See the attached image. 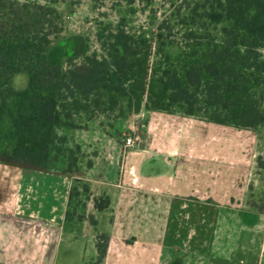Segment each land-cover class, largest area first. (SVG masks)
Segmentation results:
<instances>
[{"label": "trees", "instance_id": "obj_1", "mask_svg": "<svg viewBox=\"0 0 264 264\" xmlns=\"http://www.w3.org/2000/svg\"><path fill=\"white\" fill-rule=\"evenodd\" d=\"M175 16L177 25L166 18L151 32L124 18L101 23V51L87 44L81 55L51 63L48 51L65 28L55 1L0 0V162L80 176L61 130L103 114L128 119L143 104L226 126L263 125L264 0H190ZM19 72L29 74L25 89L12 85ZM110 204L109 196L94 197L98 210ZM108 245L98 231L97 255L84 264H104Z\"/></svg>", "mask_w": 264, "mask_h": 264}, {"label": "rangeland", "instance_id": "obj_2", "mask_svg": "<svg viewBox=\"0 0 264 264\" xmlns=\"http://www.w3.org/2000/svg\"><path fill=\"white\" fill-rule=\"evenodd\" d=\"M51 1H55L64 17V32L48 51V60L59 63L81 55L87 44L90 51H101L96 36L101 23H117L124 18L133 30L151 32L166 18L176 24L177 9L190 0ZM179 31L175 28L173 36L179 38L182 34ZM168 50L176 53L178 48ZM262 51L264 53V48ZM28 82L29 74L19 72L12 85L16 89H25ZM153 110L143 104L140 112L128 119L116 118L118 113L110 117L103 114L89 122L83 121V125L76 129L61 130L68 138L66 147L73 162L72 170L78 168L81 171L80 176H74L76 183L72 188L77 192L70 206L74 216L86 214L93 195L91 187L101 193L114 194L118 189L115 183L124 177L125 181L126 177H141L150 191L157 185L160 193L171 191L199 203L232 202L250 206L257 203L264 207V124L245 129L187 116L180 110L175 113L182 116L158 111L161 113L157 116L158 129L149 135ZM131 127L138 131L140 140L138 147L124 156L121 147ZM143 146L145 150L135 152ZM169 147L178 150L170 161L165 157ZM91 161L92 167L89 165ZM68 164V158H65L61 168L67 169ZM146 199L148 206L151 199ZM105 213L98 220L97 227L91 223L89 215L87 223L74 225L89 249L95 234L108 226L112 216ZM63 246L68 251L66 241ZM74 250H70L71 257L66 264H84L91 259L83 253L89 250L78 246Z\"/></svg>", "mask_w": 264, "mask_h": 264}, {"label": "crops", "instance_id": "obj_3", "mask_svg": "<svg viewBox=\"0 0 264 264\" xmlns=\"http://www.w3.org/2000/svg\"><path fill=\"white\" fill-rule=\"evenodd\" d=\"M158 111L151 113L149 135L158 129ZM166 153L170 161L178 150L169 147ZM75 183L76 177L64 173L0 162V264H66L77 246L93 258L97 234L89 249L74 225L87 223L90 214L100 221L105 212L112 217L102 230L109 235L104 264H264V212L257 207L199 203L160 193L157 185L150 191L141 177H124L114 194L91 187L86 214L70 222ZM101 195L109 196L110 208L96 209L94 197Z\"/></svg>", "mask_w": 264, "mask_h": 264}, {"label": "built area", "instance_id": "obj_4", "mask_svg": "<svg viewBox=\"0 0 264 264\" xmlns=\"http://www.w3.org/2000/svg\"><path fill=\"white\" fill-rule=\"evenodd\" d=\"M139 133L135 128L131 127V129L126 133L124 137V141L121 147L122 155H126L129 150H133L138 147L139 143Z\"/></svg>", "mask_w": 264, "mask_h": 264}]
</instances>
